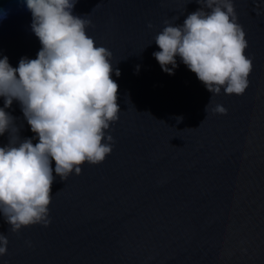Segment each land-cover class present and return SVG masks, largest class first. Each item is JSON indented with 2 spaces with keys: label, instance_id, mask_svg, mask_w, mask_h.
Instances as JSON below:
<instances>
[{
  "label": "water",
  "instance_id": "water-1",
  "mask_svg": "<svg viewBox=\"0 0 264 264\" xmlns=\"http://www.w3.org/2000/svg\"><path fill=\"white\" fill-rule=\"evenodd\" d=\"M234 4L254 65L250 86L212 96L179 57L169 75L153 56L164 21L182 25L199 4L79 0L73 15L91 20L87 34L121 71L112 73L121 110L109 130L113 151L81 175L56 176L48 227L12 233L0 215L10 241L0 264H264V0ZM0 10V58L13 67L35 59L41 44L26 3L0 0ZM211 96L227 115L205 112ZM6 111L21 139L35 137L18 101Z\"/></svg>",
  "mask_w": 264,
  "mask_h": 264
},
{
  "label": "clouds",
  "instance_id": "clouds-1",
  "mask_svg": "<svg viewBox=\"0 0 264 264\" xmlns=\"http://www.w3.org/2000/svg\"><path fill=\"white\" fill-rule=\"evenodd\" d=\"M31 13V29L41 48L35 59L23 57L18 67L0 58V215L12 233L51 224L50 205L56 176L62 181L85 163L99 165L113 151L111 125L120 119L119 85L112 73L113 53L87 34L90 19L73 15L79 0H23ZM201 7L182 25L165 20L154 42L153 56L174 75L177 57L212 96L243 95L250 86L253 60L246 54V32L238 22L234 0H189ZM257 4V14H259ZM6 13L0 10V19ZM152 28L151 23L148 24ZM171 66V67H170ZM139 71V66H137ZM212 96L205 112L227 115ZM18 101L33 138L21 139L20 128L6 109ZM207 117V115H206ZM177 123L183 117H176ZM33 139H38L33 143ZM55 161L53 170L52 162ZM53 171L56 175H53ZM8 237L0 232V258L8 254ZM30 246V242H29Z\"/></svg>",
  "mask_w": 264,
  "mask_h": 264
}]
</instances>
